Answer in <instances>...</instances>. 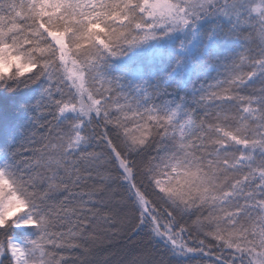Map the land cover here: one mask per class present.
<instances>
[{"label":"snow or ice","instance_id":"snow-or-ice-1","mask_svg":"<svg viewBox=\"0 0 264 264\" xmlns=\"http://www.w3.org/2000/svg\"><path fill=\"white\" fill-rule=\"evenodd\" d=\"M0 100V264H264V0H0Z\"/></svg>","mask_w":264,"mask_h":264},{"label":"trees","instance_id":"trees-1","mask_svg":"<svg viewBox=\"0 0 264 264\" xmlns=\"http://www.w3.org/2000/svg\"><path fill=\"white\" fill-rule=\"evenodd\" d=\"M24 99V97H17V98H15V100H12V101H9L8 103L9 104H16L17 102H19V101H21V100H23ZM2 109H3V101L2 100H0V111H2ZM9 115L10 116H12L13 115V113H9ZM13 118H15V117H13ZM118 249H122L121 247H117ZM132 251V249H129L128 251ZM131 251L129 252V253H131Z\"/></svg>","mask_w":264,"mask_h":264},{"label":"rangeland","instance_id":"rangeland-1","mask_svg":"<svg viewBox=\"0 0 264 264\" xmlns=\"http://www.w3.org/2000/svg\"><path fill=\"white\" fill-rule=\"evenodd\" d=\"M114 250H116L117 252L122 251V249H118V248H115ZM130 251H131V250H130ZM130 251H129V252H130ZM130 254H131V253H129V256H130Z\"/></svg>","mask_w":264,"mask_h":264}]
</instances>
